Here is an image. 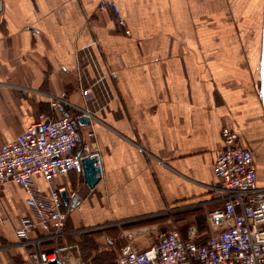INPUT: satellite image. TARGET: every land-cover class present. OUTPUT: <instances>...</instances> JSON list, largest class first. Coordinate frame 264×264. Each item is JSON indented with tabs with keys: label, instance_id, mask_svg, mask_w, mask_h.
<instances>
[{
	"label": "crops",
	"instance_id": "0c3cea01",
	"mask_svg": "<svg viewBox=\"0 0 264 264\" xmlns=\"http://www.w3.org/2000/svg\"><path fill=\"white\" fill-rule=\"evenodd\" d=\"M114 1L119 14L101 0H0V145L56 115L52 95L75 105L63 112L96 116L101 180L91 187L81 168L53 183H67L64 208L74 205L61 245L85 264H115L125 244L147 249L160 232L198 242L219 232L210 213L223 205L212 186L225 125L253 150L264 187V0ZM98 69L116 75L99 81ZM26 197L15 182L0 189V264H37L15 234Z\"/></svg>",
	"mask_w": 264,
	"mask_h": 264
},
{
	"label": "built area",
	"instance_id": "2783aa9c",
	"mask_svg": "<svg viewBox=\"0 0 264 264\" xmlns=\"http://www.w3.org/2000/svg\"><path fill=\"white\" fill-rule=\"evenodd\" d=\"M99 7L120 13L114 0H101ZM118 21L126 33L131 32L122 17ZM97 73L98 80L104 81L116 75V70L98 69ZM81 92L89 99L92 86H81ZM64 104L75 106L64 96L52 95L56 115L40 113L24 132L0 145V189L15 182L27 193V211L15 234L19 244L35 248L32 256L37 264H85L77 259L72 246L61 245L70 233L66 224L74 205L64 208L62 192L68 191L67 183H53L81 169L82 158L87 156L97 158L102 172V152L91 140L96 116L88 107H79L78 113L71 115L61 110ZM82 115L90 119L87 130L79 127ZM240 135L239 130L223 126V146L214 163L219 183L212 188L219 192L217 198L223 205L210 216L224 221L222 229L199 242L185 240L178 230L160 232L156 243L147 249L125 244L115 264H264V187L258 185L254 152L239 143ZM37 176L46 180L47 188L38 183ZM46 242L55 245L43 248Z\"/></svg>",
	"mask_w": 264,
	"mask_h": 264
},
{
	"label": "water",
	"instance_id": "95a60500",
	"mask_svg": "<svg viewBox=\"0 0 264 264\" xmlns=\"http://www.w3.org/2000/svg\"><path fill=\"white\" fill-rule=\"evenodd\" d=\"M79 121L81 124H89L90 119L86 115H82L79 117ZM97 158L95 157H84L82 158V168L84 172L85 181L91 186L94 187L101 180V169L99 165L96 164ZM63 199L66 203H69V194L68 191L62 192ZM77 198H74L71 202L72 204L76 203Z\"/></svg>",
	"mask_w": 264,
	"mask_h": 264
},
{
	"label": "rangeland",
	"instance_id": "374dc122",
	"mask_svg": "<svg viewBox=\"0 0 264 264\" xmlns=\"http://www.w3.org/2000/svg\"><path fill=\"white\" fill-rule=\"evenodd\" d=\"M38 182L40 183V185H43V184H44V182H43L42 179H38ZM44 185H45V184H44Z\"/></svg>",
	"mask_w": 264,
	"mask_h": 264
}]
</instances>
